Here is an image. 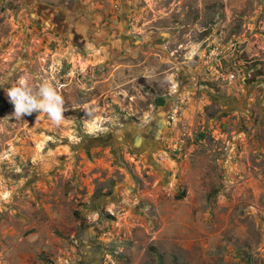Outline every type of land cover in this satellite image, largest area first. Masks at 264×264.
Wrapping results in <instances>:
<instances>
[{"label": "rangeland", "instance_id": "obj_1", "mask_svg": "<svg viewBox=\"0 0 264 264\" xmlns=\"http://www.w3.org/2000/svg\"><path fill=\"white\" fill-rule=\"evenodd\" d=\"M5 77L0 264H264V0H0Z\"/></svg>", "mask_w": 264, "mask_h": 264}, {"label": "clouds", "instance_id": "obj_2", "mask_svg": "<svg viewBox=\"0 0 264 264\" xmlns=\"http://www.w3.org/2000/svg\"><path fill=\"white\" fill-rule=\"evenodd\" d=\"M6 78L8 77L0 80V86L4 85ZM6 95L14 106L12 116L16 120L23 119L24 116L32 115L34 112L39 115L46 114L54 126H60L66 119L64 99L49 83L41 82L38 88H33L21 79L6 89Z\"/></svg>", "mask_w": 264, "mask_h": 264}]
</instances>
